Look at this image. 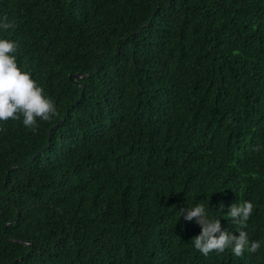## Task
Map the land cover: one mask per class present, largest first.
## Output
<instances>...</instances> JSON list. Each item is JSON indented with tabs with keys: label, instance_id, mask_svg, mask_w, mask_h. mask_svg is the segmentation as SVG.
<instances>
[{
	"label": "trees",
	"instance_id": "obj_1",
	"mask_svg": "<svg viewBox=\"0 0 264 264\" xmlns=\"http://www.w3.org/2000/svg\"><path fill=\"white\" fill-rule=\"evenodd\" d=\"M5 17L58 115L0 131V264H264V0H0ZM245 201L258 251L195 249L181 208L239 235Z\"/></svg>",
	"mask_w": 264,
	"mask_h": 264
},
{
	"label": "clouds",
	"instance_id": "obj_2",
	"mask_svg": "<svg viewBox=\"0 0 264 264\" xmlns=\"http://www.w3.org/2000/svg\"><path fill=\"white\" fill-rule=\"evenodd\" d=\"M13 26L7 22L6 17L0 20V29L7 30ZM17 48L14 41L0 39V131H6L4 124L10 119L19 120L22 117L24 126L35 130L38 119L51 121L58 115L54 101L44 94L43 88L33 79L31 72L18 65L14 55ZM223 207L221 204L220 208ZM253 209L251 201L233 203L229 207L227 218L236 225L239 235L222 229L218 217L210 219L203 204L181 208L179 214L184 220H195L201 226V232L194 237V246L202 255L208 256L211 252L219 254L231 248L234 256L243 257L245 251L254 253L260 248L258 241L250 242L245 231Z\"/></svg>",
	"mask_w": 264,
	"mask_h": 264
},
{
	"label": "water",
	"instance_id": "obj_3",
	"mask_svg": "<svg viewBox=\"0 0 264 264\" xmlns=\"http://www.w3.org/2000/svg\"><path fill=\"white\" fill-rule=\"evenodd\" d=\"M75 75H76V76H78V75H79V73H75Z\"/></svg>",
	"mask_w": 264,
	"mask_h": 264
}]
</instances>
